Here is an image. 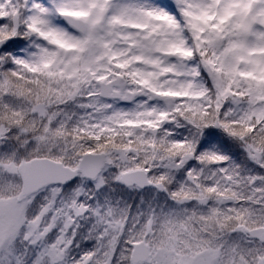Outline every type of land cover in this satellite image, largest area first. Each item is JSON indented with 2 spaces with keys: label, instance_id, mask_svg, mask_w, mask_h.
I'll list each match as a JSON object with an SVG mask.
<instances>
[{
  "label": "snow or ice",
  "instance_id": "6c2138e0",
  "mask_svg": "<svg viewBox=\"0 0 264 264\" xmlns=\"http://www.w3.org/2000/svg\"><path fill=\"white\" fill-rule=\"evenodd\" d=\"M0 264H264V0H0Z\"/></svg>",
  "mask_w": 264,
  "mask_h": 264
},
{
  "label": "trees",
  "instance_id": "16d2710c",
  "mask_svg": "<svg viewBox=\"0 0 264 264\" xmlns=\"http://www.w3.org/2000/svg\"><path fill=\"white\" fill-rule=\"evenodd\" d=\"M111 195L115 198L123 197L124 199L130 200L133 202V204H135L139 201L141 193L129 191L127 189H118L117 191L111 193Z\"/></svg>",
  "mask_w": 264,
  "mask_h": 264
}]
</instances>
